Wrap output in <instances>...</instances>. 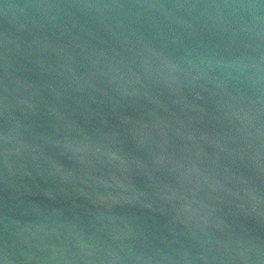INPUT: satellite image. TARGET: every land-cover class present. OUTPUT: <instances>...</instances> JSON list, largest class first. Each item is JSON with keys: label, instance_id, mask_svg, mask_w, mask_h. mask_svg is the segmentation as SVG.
<instances>
[{"label": "water", "instance_id": "water-1", "mask_svg": "<svg viewBox=\"0 0 264 264\" xmlns=\"http://www.w3.org/2000/svg\"><path fill=\"white\" fill-rule=\"evenodd\" d=\"M0 264H264V0H0Z\"/></svg>", "mask_w": 264, "mask_h": 264}]
</instances>
